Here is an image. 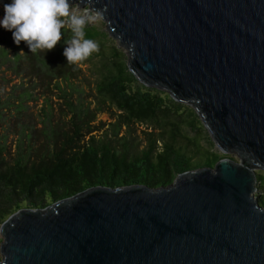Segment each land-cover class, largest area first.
I'll return each instance as SVG.
<instances>
[{
	"label": "water",
	"instance_id": "95a60500",
	"mask_svg": "<svg viewBox=\"0 0 264 264\" xmlns=\"http://www.w3.org/2000/svg\"><path fill=\"white\" fill-rule=\"evenodd\" d=\"M84 7L87 0H70ZM146 87L239 160L167 186H96L0 226V264H264V0H97Z\"/></svg>",
	"mask_w": 264,
	"mask_h": 264
},
{
	"label": "trees",
	"instance_id": "16d2710c",
	"mask_svg": "<svg viewBox=\"0 0 264 264\" xmlns=\"http://www.w3.org/2000/svg\"><path fill=\"white\" fill-rule=\"evenodd\" d=\"M85 33L86 38L93 40L107 37L93 28H86ZM71 36L69 29H63L61 41L50 52L32 53L26 43L17 46L14 40L0 43V70L7 66L17 75L26 71L39 78L46 88L54 82L71 115L65 122L54 123L46 118V136L52 144L48 151H34L22 137L16 155L7 160L6 147L0 139V226L22 208L44 209L92 187L167 186L179 174L214 166L227 158L215 149L191 107L174 101L167 92L141 84L130 72L127 59L114 48L107 54L99 53L100 63L96 67L97 102L99 106L109 103L119 113L112 135L118 139L119 127L127 126L130 130L135 123L151 125L159 132L147 133L144 149H129L126 142L107 136L87 140L84 130L91 111L83 102L74 103L71 91L67 90L81 71L76 64H68L63 55L65 41ZM31 97L26 89L16 95L15 101L0 97V117L6 107L23 110ZM185 130L199 136L203 131L208 147L203 148L197 137L186 136ZM263 180L259 176L261 187ZM259 203L264 205L263 200Z\"/></svg>",
	"mask_w": 264,
	"mask_h": 264
},
{
	"label": "rangeland",
	"instance_id": "374dc122",
	"mask_svg": "<svg viewBox=\"0 0 264 264\" xmlns=\"http://www.w3.org/2000/svg\"><path fill=\"white\" fill-rule=\"evenodd\" d=\"M10 2L11 0H0V20H2L4 16L3 4ZM75 6L80 7L77 4ZM86 28H93L107 35V37L106 39L102 38L95 40L99 46V50L93 53L86 61L76 64L81 71L78 77L72 80V87L67 88L65 84H62V87L71 91L72 101L74 103L83 102L91 111V117L88 119L89 122L84 130L86 139L88 140L92 136L96 137V139H104L107 136V138L110 139L114 138L112 135L114 129L113 125L117 124L119 113L115 107L109 103H106L104 106H99L96 99V85L99 79V73L96 67H99V53L101 52L107 54L114 48L126 59L127 53L124 48L118 45L117 41L109 36L104 20L94 25H89ZM13 40L12 32L0 26V43L12 42ZM25 89L32 93V97L25 103L23 110H17L15 107H6L1 112L0 139L5 144V156L7 160L16 155L17 144L22 137L25 138V141L27 140V144L30 143L31 147L36 152H44L46 149L47 151L52 149V144L46 136V118L56 123L58 121L65 122L71 117V115L68 114L65 102H63L59 96V91L54 86V82L46 88L39 78L26 71L17 75L14 73L13 69H8L7 66L1 68L0 97L2 100L12 98V100L15 101L16 95ZM46 111H48L47 116L45 115ZM48 113H50V115ZM203 128L204 132L208 133L207 129L205 127ZM119 129L118 139L114 138L113 140L121 143L126 142L129 149H144L147 145V133L157 134L159 132L151 125L142 123H135L131 126L130 130L127 126H121ZM204 132L202 131V134L199 136L191 130L184 131L189 138L197 137L199 144L205 148L208 147V145ZM27 135L28 137H26ZM215 149L217 148L215 147ZM224 155L227 158L236 161L239 160L238 156L235 154ZM259 176L264 177L263 170H257V177L259 178ZM259 183L255 196L257 199L264 201V180L262 183L263 187H261Z\"/></svg>",
	"mask_w": 264,
	"mask_h": 264
},
{
	"label": "clouds",
	"instance_id": "9594fccd",
	"mask_svg": "<svg viewBox=\"0 0 264 264\" xmlns=\"http://www.w3.org/2000/svg\"><path fill=\"white\" fill-rule=\"evenodd\" d=\"M96 2L87 0L82 8L70 0H11L3 4L0 26L12 32L17 46L24 42L32 53L52 51L67 28L72 36L65 41L63 55L68 64H79L99 50L97 42L85 33L86 27L106 19V7H95Z\"/></svg>",
	"mask_w": 264,
	"mask_h": 264
}]
</instances>
